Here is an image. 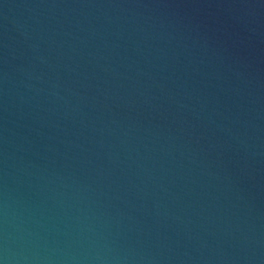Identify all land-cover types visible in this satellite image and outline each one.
<instances>
[{
    "label": "water",
    "instance_id": "1",
    "mask_svg": "<svg viewBox=\"0 0 264 264\" xmlns=\"http://www.w3.org/2000/svg\"><path fill=\"white\" fill-rule=\"evenodd\" d=\"M0 264H264V0H0Z\"/></svg>",
    "mask_w": 264,
    "mask_h": 264
}]
</instances>
